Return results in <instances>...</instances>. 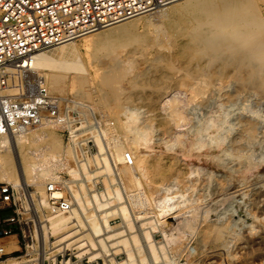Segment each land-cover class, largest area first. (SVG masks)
Listing matches in <instances>:
<instances>
[{"label": "bare ground", "instance_id": "6f19581e", "mask_svg": "<svg viewBox=\"0 0 264 264\" xmlns=\"http://www.w3.org/2000/svg\"><path fill=\"white\" fill-rule=\"evenodd\" d=\"M261 1L264 2V0H180L153 12L87 34L79 45L72 41L49 50L40 51L32 56L30 70L33 71L36 76H41L43 74L48 88L52 92H57L62 95L66 88L71 86L73 89L80 88L82 92H80V94L87 98L88 95L91 94L88 86L95 83L97 91L94 94L95 100L93 101V105L98 111L103 113L106 109L111 108L114 98L116 99L118 96H122L121 93L123 90L121 87L117 86V84L118 82L120 84V80H122L123 76L132 70L133 64L130 61H121L118 60L117 57H112L117 60L114 59V61L112 59L113 62L109 64L108 69H104L102 72H100V70H102L103 67L101 69L97 68V72L93 70L96 72L94 76L97 75V77H94V80L82 58L80 49L84 48L91 54L96 52L99 53L100 50H103L106 54L110 55L113 50L108 47L109 45L126 46L141 44L145 48L153 49L154 52H157L155 55L156 58L154 57L155 61L152 60L154 61L152 68L158 75L154 78H147V81L141 85L140 93V98H144L146 103L154 111L162 109L160 106L162 105V99L165 94L164 91L160 93L157 92V88L161 91V88H165L168 82H174L179 88L183 87L186 91L185 93L188 95L186 101L189 100L191 103L195 98L201 95L204 97L203 93L205 90L215 86H221L222 84H224L225 87H223V90L226 89L227 84L234 83L235 86L238 85V88L239 86L241 88H253L256 92L262 94L264 93V16H262L259 11V2ZM138 28H142L144 34H136ZM161 48L168 49V53H159L158 49ZM115 52L116 51H114V54ZM71 73L83 74L84 76L76 78L74 76V78H71L69 76ZM92 81L93 83L91 84ZM141 83L143 82L141 81ZM219 83L222 84L220 85ZM215 90L218 91L216 88ZM220 90L221 89H219V91ZM242 90L243 89H241V91ZM232 91L234 92V90ZM237 91L238 90H236V92ZM217 93L218 92H216V94ZM175 94H177V92ZM218 94H220V92ZM223 94H225V97L222 98H225L227 101H231L238 97L234 93L227 92L226 94L224 92ZM136 97L138 98V96ZM175 97L174 99H177ZM179 97L180 96H178V98ZM171 102H175V100ZM184 104H186V102ZM180 109L182 110L183 108ZM97 114L99 115L98 112ZM140 114L139 109L128 105L124 106L122 111L115 116L117 126L102 130L100 121V127L90 132V138L95 141L98 151L96 154L85 157L82 160L78 159L71 144H67L68 146L66 147L62 146L51 136V132L44 131L46 126L52 127L54 125L47 123L42 124L36 127L37 129L34 128L36 132H31V129H26L16 137H12L11 135H0V182L9 183L12 188L19 193L22 203L25 202L23 201V194L21 191L26 193L27 203L31 210L26 207L27 205H23L25 211H28L27 209L32 211V209L35 208H33V205H36L38 209H46L49 211V213L46 211L47 214L43 213V211L42 213L40 212V218L36 220L39 221L41 225L39 228L40 231L38 230L41 238L40 242L44 241L43 243L46 244V247L49 246V238L53 234H59L56 238V243L58 244L59 242L63 243L66 241L69 243L70 239L75 236L73 240H77V243L71 246L59 244L56 246L58 248L57 251L62 252L66 249L73 248L78 249L79 252L83 251V254L97 251L109 257L110 261L113 262L112 264H151V262H156L158 258L160 259L161 254H164L163 259L168 261L167 258L169 256L166 251L168 246H173L175 250L177 248V250H180L179 246L182 245L183 247V244L186 246L184 242L188 241V238L185 241L187 229L192 232V230H196L192 229L195 227L189 226L191 224L188 223L187 217H185L186 214L180 212L181 208H178L176 212L170 211L171 213H164L167 210L165 202L176 199L179 197V194L173 187L160 186L162 193H153L150 195L142 186L141 181L142 179L147 180L149 178L150 170H160L164 165L161 160V152L157 154L158 151L156 152L147 147L149 144L147 136L154 131L155 123L147 117L140 118ZM182 114L180 112L179 119H181ZM146 116H148V114ZM212 118L209 126L211 131L205 132L206 134L202 136L199 133L203 128L200 127V129L198 127V130H200L198 133L199 137L197 139L195 138L196 140L192 141V143L190 142L191 139H188L191 143L190 145L188 144L189 147L186 145L188 147V153L195 151L201 153L207 152L213 144V146H215L218 140L222 138L217 129H221V127L218 128V124L220 123H222L223 127V122L218 120L219 118H216L217 120ZM174 120L175 118L164 115L158 121L157 126L159 128L158 130H162V133L168 134L167 136L171 137L173 135L171 137L172 143H179L177 140L175 142V138L177 139L176 135L181 131L180 127L182 128V126L180 123L182 122L178 123ZM258 121L253 117L243 118L241 120V131H239L240 133L236 138L234 137L235 140L232 144V147L238 152L240 151L241 153V151L250 148L248 145L252 143L256 137V131L261 129H258V125L260 124ZM63 125L70 129L73 138L78 131L84 132L87 130L82 122L79 123L80 126L78 128H73L70 122H66ZM118 127L127 132L125 142L117 139L119 135L118 137L116 136L117 138L111 135L115 134L114 132ZM198 134H196V136ZM109 135L111 136L109 137ZM182 140L180 138V141ZM173 146L174 149L172 146L171 148L165 146V148L167 151H177L175 148L176 144H173ZM218 146L216 145V148ZM260 146L261 144L259 147ZM214 148L215 147H213V149ZM220 149L222 150V148ZM24 150H28L30 154H33L30 160L23 155ZM153 151L154 153H152ZM208 153V155H211L210 150H208ZM181 154L183 155V153ZM189 154L188 156H191V154ZM213 154L212 151V155L209 156L210 159L215 157L216 154H214V156ZM222 154L224 155V153H221V155ZM67 156L74 158L77 168H72L65 163L63 158ZM184 156L187 157V153ZM200 156H202V154H200ZM177 157L179 158V156ZM205 157L209 158L208 156ZM229 157L227 156L226 159L228 160ZM232 164L234 165V163ZM92 166H95V169L91 170L90 168ZM62 167L67 168V171H65H69L71 177H74L73 180L66 183L62 181L61 175H58ZM206 176H208V174ZM123 177L126 181L127 178H131L137 185V189L129 191ZM58 182L65 184L72 192V198L76 207H73L69 211L68 216L52 206L49 201L51 198L60 199L63 196L60 190L54 188V184ZM88 182H92L93 185L97 182H101L104 184L105 190L100 192L95 188H88ZM29 184L35 185L41 195H36L37 192L34 196L29 195V193L27 194V187ZM48 185H50V187H48ZM74 186L77 189H75ZM49 188L53 189L51 194L46 192V189ZM78 203L85 210L82 209ZM115 206L117 209L114 211H116L118 215H115L116 213L113 211H108V209L115 208ZM20 213L25 215L22 212ZM111 216H119L125 223H123L122 220L121 226L117 228L113 226L112 222L109 220ZM156 216L158 218H156ZM134 218H136L140 224H135ZM169 218L174 219V222H172V228L168 232L169 229L166 231L165 225L167 223L166 220ZM195 223H197V221ZM124 224H126L125 227ZM201 224L203 226H201V234L198 237L200 241H197L202 245L207 241H212L214 243L221 241L225 229L233 233L232 236L238 235L235 226L230 221L215 222L214 220V222L207 221ZM154 227L162 232L161 235L164 239L161 242H155V240L152 239L151 234L156 231ZM13 237L16 239L7 243V252L12 248L11 246L15 247L18 245L17 235ZM222 241H225V239ZM82 244L84 245L83 247L80 246ZM42 247L43 246H41L40 249ZM227 247L228 246H226V248ZM186 248L187 246L185 249ZM118 251H123L126 255V259L122 262L116 260L115 254L111 255V253H118ZM38 252L40 251L38 250ZM91 254L92 253L89 255ZM42 256L43 255H41V257ZM166 256L168 257L166 258ZM91 258H93V256ZM51 259H53V257ZM56 259H53L54 262ZM105 259L106 258H104V260ZM163 259L161 257V260ZM169 259L172 260L170 257ZM173 259L175 258L173 257ZM93 260H95V258H93ZM30 261L31 260L21 263L17 261V258H7L3 264H27L28 262L30 263ZM42 261L43 260L40 258L38 263L43 264ZM158 261L157 263L161 264L160 261ZM172 262H169V264ZM162 263L165 264L164 262ZM69 264H78V262H70Z\"/></svg>", "mask_w": 264, "mask_h": 264}, {"label": "rangeland", "instance_id": "374dc122", "mask_svg": "<svg viewBox=\"0 0 264 264\" xmlns=\"http://www.w3.org/2000/svg\"><path fill=\"white\" fill-rule=\"evenodd\" d=\"M259 11L261 15L264 16V2L262 1L259 2ZM136 34L142 35L144 34V30L142 28H138L136 30ZM84 37L85 36L73 42L79 45L81 44ZM108 47H110L113 50L110 55L106 54L105 51L103 50H100L102 52L99 51V53L96 52L94 54H91L84 48H81L80 51L82 54V58L88 70L90 71L89 73H91L93 79L94 77H97V75L94 76V74L97 72L98 69H101L103 67L102 70H100V72H102L104 69H108L109 64L112 63L114 59L117 60L116 58L113 59L112 57H117L118 60H121V61H130L133 64L132 65L133 68H131L132 70L123 76L122 80H120V84L118 82L119 85L117 84V86L121 87V89L123 90V92L121 93L122 96L120 95V97L118 96V98L116 99L114 98L115 100L113 99L111 108L106 109L105 112L101 113L93 105V101L95 100L94 94L97 91V86L95 85V83H93L95 79L91 82V84L92 83L93 84L88 86V89L91 94L88 95L87 98L80 94L81 92L80 88L73 89L70 86L66 88V90L63 92V96L69 97L72 99V101H74V104L77 110L79 111V116H80L79 120H81L82 124L85 125V127L87 128V130H85L81 134L82 139L86 140L90 138L91 136L90 132L100 127V121L102 125V130L108 129V128L110 129V128L117 126V120L115 116L122 111L124 106L129 105L131 107H135L139 109V114L140 113L142 114L144 112L142 115L141 114L139 115L141 116L140 118L147 117L155 123L154 131H152V133H150L147 136V140L149 143L147 147L148 149H152L156 152L158 151L157 154L161 152L160 153L161 160L164 166L160 168V170H155V171L150 170L149 178L147 180L142 179L141 181L142 186L148 191L150 195L153 193L154 194L162 193L160 186L173 187L174 190L179 194V197L165 202V206L167 207V210L164 213H171L170 211L176 212L178 208H181L180 212L186 214L184 215L185 217H187L188 223L191 224L189 226L195 227V228H192V227L190 228L194 230L196 229L195 231L192 230V232H190V230L187 229L185 241L187 240V238H188V241L184 242L187 246L186 249H185L186 246L184 244H183V247L182 245L179 246L180 250H177L178 249L177 248L176 249L177 251L173 248V246H168L166 250L168 253V256L172 258L174 263L177 261L175 264H264V143H263L264 142V139H263L264 138V132H263L264 131L263 130L264 129V124H263L264 123V115H263L264 114V93L261 94L259 92H256V90H254L253 88L251 89V88L244 87L246 90L243 87L241 88L240 86L238 88V85L236 84L237 86H235L234 83L227 84V86L225 84L226 89L224 90H226L229 93H234L236 94V96H238L236 97V99L234 98L231 101H227L225 98H222V97H225V94H223L224 92L227 94V92L223 90L224 84L221 83L222 84L221 85L219 83L221 86H215V87L205 90L203 93L204 97H202L201 95L198 98H195L194 100L195 102L191 100L193 101L191 103L189 100L186 101L188 95L185 93L186 91L183 87L179 88L176 86L174 82H168L166 84V87L164 86L165 88H161V91L159 90V88H157V92L160 93L164 91L165 94L162 99V105L160 106V108L162 109H159L158 111H154L146 103L144 98H140L141 97L140 93H141V85L144 84L145 81H147V78L149 77L154 78L158 75V73H155L152 68L155 58H156L155 55L157 54V52H154L153 49H147L141 44L140 45L139 44L126 45V46L125 45H117V46L109 45ZM114 51H116L115 54H114ZM158 51L159 53H163V54L168 53V49H165V48L158 49ZM104 57L107 59H105ZM93 70H95L96 72ZM41 76L44 77L43 74ZM69 76L71 78H74L75 76L76 78V77L84 76V75L78 74V73H75V74L71 73L69 74ZM141 81L143 83H141ZM134 82L136 85L134 84ZM132 83L134 84L135 87L133 86ZM136 86L137 87L139 86L138 89ZM215 88L218 91H216ZM234 88L238 91L236 92ZM240 88L243 90L241 91ZM219 89L221 90L219 91ZM232 90H234V92ZM211 91H212V94H211ZM176 92L177 94H175ZM216 92L218 93L220 92V94L218 93L216 94ZM52 93L59 94L57 92H52ZM238 93L240 96L238 95ZM59 95H62V94H59ZM136 96H138V98ZM178 96L180 97L178 98ZM174 97L177 99H174ZM170 100L171 101L175 100V102H171ZM184 101L186 102V104H184L185 103ZM179 102H182V103H179ZM180 108H183L182 109L183 111ZM175 109L178 111L179 114L177 113ZM97 112L99 113L100 117L97 114ZM180 112L181 114L182 113L184 114V115L183 114L181 115V119H179ZM215 112L216 113L218 112V113L216 114ZM145 113L146 115L148 114V116H146ZM164 115L175 118L174 121L178 123L182 122L180 123L182 126V128L180 127V130L182 131V133L183 132L184 133L182 134L180 131L176 135L177 139L175 138V142L177 140V142L179 141V143H172L173 141L171 140V137L173 135L170 137V136H167L168 134H165L164 132L163 134L162 130H158L159 129L157 126L158 121ZM211 116L215 120H217L216 118H219L221 116L218 120H221L223 122V127H222V123L218 124L219 125L218 128L221 127V129L219 128L220 131L219 129H217V131L220 132V135L222 136V138L218 140L215 146H213L214 145L213 144L212 147L208 149L210 150L211 155H212V151L214 154H216L215 157H212L210 159L209 156L211 155H208L209 154L208 150L207 152H203V153L195 151L197 154L195 152H191V153L189 152L191 156H188L189 153L187 152V148L192 143V141H195L199 137V134L203 136L204 134H206L205 132L211 131L209 128L210 123L212 121ZM252 117L256 119L257 121L259 120L258 123L260 124L258 125V129L260 128L261 129L263 128V129L257 130L258 132L256 131V134H257L256 137L254 138L252 143L248 145V147L250 148L244 150L245 152L241 151L240 153V151L238 152L236 149L232 147V144L235 138L240 133L239 131H241V127H240L241 120L243 118L245 119V118H252ZM231 123L232 124L234 123L233 126ZM56 126L57 125H54L52 127L46 126L44 128V131L46 130L48 132H51L52 134L51 136H53V138L57 140L59 144H61L62 146L66 147L68 146L67 144H71V142L69 141V137H70L69 130L65 127L63 128L61 126H57V127ZM198 127L203 128L201 132L200 130H198L199 129ZM35 129L34 128L31 129V132L32 131L36 132ZM114 133L115 134H111V135H114L115 138H117L119 135L117 139H120L125 142L126 137H127L126 136L127 132L124 129L118 127L116 128ZM194 133L196 134L199 133V134L196 136V134ZM111 135H109V137ZM187 135L189 136V138ZM180 138L181 140L183 139L182 140L183 142L180 141ZM188 139H191V141ZM222 143L224 146L222 145ZM173 144H176L175 148L177 149V151L176 150L167 151L165 146L166 147L168 146L169 148H171L172 146L174 149ZM260 144L261 146L259 147ZM216 145L217 146L219 145V146L216 148ZM90 146L92 147V155L96 154L98 150H97V146L95 145V142L93 139L90 140ZM181 147H182V151H181ZM213 147L215 148L213 149ZM219 147L222 148V150ZM154 151L152 153H154ZM184 151H185V154H184ZM181 153H183V155ZM186 153H187V157L184 156L186 155ZM221 153H224V155L223 154L221 155ZM200 154H202V156H200ZM23 155L28 157L29 160L33 156V154H30L28 150H24ZM177 156H179V158ZM205 156H208L209 158H206ZM227 156L228 157L230 156L228 160L226 159ZM63 159L67 165L71 166L72 168L76 167V162L73 157L67 156V157H64ZM232 163H234V165ZM199 167L203 169H200ZM65 170L67 171V168L62 167L58 173L59 176L61 175L60 177L62 181L68 182L70 180H73L74 177L73 176L71 177V174L69 173V171L66 172ZM207 174L208 176H206ZM123 180L125 182V185L128 186L127 188L129 189V191L137 189L136 187L137 185L134 183V181L131 178H127V181H126V179L123 177ZM88 183H89L87 184L88 188H94L95 184L93 185L92 182H88ZM0 184L4 186H9L12 189L14 197H15L14 199L15 206L13 205V209L16 210V212L18 213V214H14V216L16 217V221L13 223L14 227H16L18 231L17 232V237H18L17 244L18 245L15 247L11 246L12 248L8 252H13V254L9 255L7 258H17V261L21 263L31 260L30 263L28 262L27 264H39L38 262L40 261V258L43 260L42 261L43 264H47V263L48 264H69L70 262H78V264H112L113 263L112 261H110L109 257H106L104 256L105 254L103 253L100 254L97 251L84 253V254H83V251L79 252L78 249H74V248L66 249L65 251H62L63 253L57 251L58 248L56 246H58L59 244H64L65 246L66 245L71 246L77 243V240H73L75 236H73L70 239V242H69L70 244L68 243V241L63 242V243L59 242L58 244L56 243L57 242L56 238L59 236V234H53L49 238L50 240L49 246L46 247V244L43 243L44 241L40 242L41 238L39 236L38 230L40 231L39 228L41 225L39 224V221H36V220H39L40 218L39 216L42 213V211L45 214H47V212L49 213V211L46 209H43V210L38 209L36 205H33V208L34 207L35 208L32 209V211H29L30 207L28 206L27 199H26V193L24 191H21V193L23 194L22 195L23 201L25 202V203H22L21 198L19 197V193L15 191L9 183L0 182ZM75 186L74 188L77 189L76 188L77 186L76 187ZM48 187H50V185H48ZM99 187H100L99 188L100 192H103L105 190L104 184L102 186L99 185ZM54 188H57L58 190L63 192L65 199H69L70 201H72L71 200L72 195H70L71 192L69 188L64 186V184H60V182L55 183ZM27 190H28L27 194L29 193V195L34 196L36 192H37L36 195L38 196L41 195L40 192L36 189L35 185L33 184H29V186L27 187ZM46 192L48 194H51V192L53 191L46 189ZM23 205H27L26 207L29 208L27 209L28 211L24 210ZM116 206L115 208H110V210L108 209V211H111V212L113 211L114 213H116V211H114L117 209ZM73 207H76L74 204V201H73ZM20 212L24 213L25 215L21 214ZM30 213L32 216L30 215ZM64 214L67 216L69 215V213H64ZM115 215H118V214L116 213ZM110 218L109 220L112 222L113 226L117 228L121 226V221L123 219L121 220L119 216L117 217L111 216ZM156 218L158 217L156 216ZM214 220L215 222L216 221L217 222L218 221L219 222H229L230 221L235 226V229L237 230L238 235L232 236L233 233L225 229L223 231L224 236L221 239V241L217 243H214L212 241H207L204 245H202L199 242L200 240L198 238L201 234L200 232L202 229L201 226H203L201 223H205L207 221L214 222ZM196 221L197 223H195ZM134 222L137 225L140 224L136 218H134ZM166 222L167 223L165 225V229L166 231L167 229H169L168 230L169 232L170 229L172 228V222H174V219L169 218L166 220ZM123 223H125L124 220H123ZM125 226L126 224H124V227ZM154 229L156 231L153 234H151L152 239L155 240V242H161L164 239V237L161 235L162 232L157 230L156 227H154ZM14 239L16 238L13 236L6 239L5 244L7 245L8 242L14 241ZM224 239L225 241H222ZM187 242L188 243L190 242V243L188 244ZM225 245L228 247L226 248ZM41 246L43 247L40 249ZM80 246L83 247L84 245L82 244ZM38 250L40 252H38ZM77 252L81 258L79 257ZM90 253L92 254L89 255ZM114 254L118 262H122L126 259V255L123 251H120V252L118 251V253H111V255H114ZM41 255L43 256L41 257ZM163 255L161 254L160 259L158 258L157 261L159 260L161 264H163L162 262H164L165 264H169V262H172V260L169 259L168 256H166V258L168 257L167 258L168 261H166V259L164 260ZM47 256H48V259H47ZM92 256L93 258H95V260L91 258ZM172 256L175 259H173ZM52 257L53 259L57 258L55 262L53 259H51ZM161 257L163 260H161ZM104 258L106 259L104 260ZM157 261L151 262V264H154V263L159 264L157 263ZM173 262L170 264H174Z\"/></svg>", "mask_w": 264, "mask_h": 264}, {"label": "built area", "instance_id": "2783aa9c", "mask_svg": "<svg viewBox=\"0 0 264 264\" xmlns=\"http://www.w3.org/2000/svg\"><path fill=\"white\" fill-rule=\"evenodd\" d=\"M177 1L180 0H0V135L16 137L23 130L46 123L68 129L63 124L70 122L73 128L79 127L81 120L74 101L52 93L46 79L30 70L34 54ZM68 130L78 159L92 156V138L82 139L81 131L73 138ZM99 185L103 183L94 186L98 191ZM14 199L12 189L0 184V264L13 254L6 251V239L18 232L9 226L16 221L14 214H18L13 209ZM71 200L65 199L64 193L60 199H50L63 213L73 208L72 197ZM9 209L14 214L3 217L2 213Z\"/></svg>", "mask_w": 264, "mask_h": 264}, {"label": "crops", "instance_id": "0c3cea01", "mask_svg": "<svg viewBox=\"0 0 264 264\" xmlns=\"http://www.w3.org/2000/svg\"><path fill=\"white\" fill-rule=\"evenodd\" d=\"M6 212H7V215H6V217H10V216H12L14 213H13V211L12 210H6ZM10 227H12V228H14L15 230H17V228L16 227H14V225L13 224H11V225H9Z\"/></svg>", "mask_w": 264, "mask_h": 264}, {"label": "trees", "instance_id": "16d2710c", "mask_svg": "<svg viewBox=\"0 0 264 264\" xmlns=\"http://www.w3.org/2000/svg\"><path fill=\"white\" fill-rule=\"evenodd\" d=\"M6 213H7V212L4 211V212L2 213V216H3V217H6Z\"/></svg>", "mask_w": 264, "mask_h": 264}]
</instances>
